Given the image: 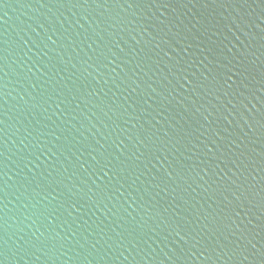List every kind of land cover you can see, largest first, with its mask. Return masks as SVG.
Wrapping results in <instances>:
<instances>
[{"label":"water","instance_id":"1","mask_svg":"<svg viewBox=\"0 0 264 264\" xmlns=\"http://www.w3.org/2000/svg\"><path fill=\"white\" fill-rule=\"evenodd\" d=\"M0 264H264V0H0Z\"/></svg>","mask_w":264,"mask_h":264}]
</instances>
